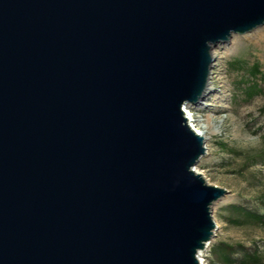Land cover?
<instances>
[{
	"label": "water",
	"instance_id": "95a60500",
	"mask_svg": "<svg viewBox=\"0 0 264 264\" xmlns=\"http://www.w3.org/2000/svg\"><path fill=\"white\" fill-rule=\"evenodd\" d=\"M262 26L264 0H0V264H199L227 191L185 110Z\"/></svg>",
	"mask_w": 264,
	"mask_h": 264
},
{
	"label": "rangeland",
	"instance_id": "374dc122",
	"mask_svg": "<svg viewBox=\"0 0 264 264\" xmlns=\"http://www.w3.org/2000/svg\"><path fill=\"white\" fill-rule=\"evenodd\" d=\"M213 56L209 91L200 105L189 110L194 119L206 124L205 154L195 171L208 184L227 191L212 207L216 230L201 258L203 264H218L209 252L216 242L241 244L250 250L257 247L264 255V227H236L224 220L226 205L257 210L264 194V161L258 158L264 149V97L246 101L239 84L248 81L249 67L258 63L261 77L254 81L264 91V26L232 37L228 44L216 47ZM235 61L242 63L241 69L230 66ZM219 143L237 154L223 152Z\"/></svg>",
	"mask_w": 264,
	"mask_h": 264
},
{
	"label": "trees",
	"instance_id": "16d2710c",
	"mask_svg": "<svg viewBox=\"0 0 264 264\" xmlns=\"http://www.w3.org/2000/svg\"><path fill=\"white\" fill-rule=\"evenodd\" d=\"M232 68L239 70L242 68V63L235 61L230 65ZM248 81H240L242 86L240 92L243 94L246 101L255 96L264 97L263 89L254 81L255 77H261L259 64L253 63L248 69ZM264 141V133L262 135ZM220 150L226 153L237 154L234 149L228 148L226 144L219 143ZM258 158L264 161V149L258 155ZM224 220L236 227L241 226H262L264 227V194L259 200L257 210L249 209L239 204H228L224 207ZM210 254L218 264H264V255L259 252L257 247L252 250L244 247L241 244H229L226 242H216L209 249Z\"/></svg>",
	"mask_w": 264,
	"mask_h": 264
},
{
	"label": "bare ground",
	"instance_id": "6f19581e",
	"mask_svg": "<svg viewBox=\"0 0 264 264\" xmlns=\"http://www.w3.org/2000/svg\"><path fill=\"white\" fill-rule=\"evenodd\" d=\"M187 110V109H186ZM187 121L190 124V126L202 137H204L206 124L201 123L198 119H194L192 116H190V112L185 113ZM206 149V148H205ZM200 174V173H199Z\"/></svg>",
	"mask_w": 264,
	"mask_h": 264
},
{
	"label": "built area",
	"instance_id": "2783aa9c",
	"mask_svg": "<svg viewBox=\"0 0 264 264\" xmlns=\"http://www.w3.org/2000/svg\"><path fill=\"white\" fill-rule=\"evenodd\" d=\"M189 110H190V108H188L187 110H185V113H186V112H190ZM191 114H192V113L190 112V116H192ZM188 122H189V121H188ZM207 248H208V246H206L205 249H204L202 252H200V254H199V256H198V262H199V264H203V261H202L201 258L203 257L204 252L206 251Z\"/></svg>",
	"mask_w": 264,
	"mask_h": 264
}]
</instances>
